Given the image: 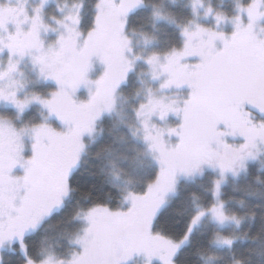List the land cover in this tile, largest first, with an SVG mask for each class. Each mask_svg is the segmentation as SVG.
Here are the masks:
<instances>
[{
	"label": "snow or ice",
	"instance_id": "obj_1",
	"mask_svg": "<svg viewBox=\"0 0 264 264\" xmlns=\"http://www.w3.org/2000/svg\"><path fill=\"white\" fill-rule=\"evenodd\" d=\"M47 3L40 0L32 15L23 5L13 9L0 4V32L5 34L0 36V56L7 52L6 64L0 62V102L11 104L20 114L32 104L47 112L41 122L20 128L0 116V264L8 252L15 253L11 264H16L17 256L20 264H37L26 234L35 232L75 191L80 178L74 173L87 148L85 137L93 134L105 113L115 110L118 89L141 59L151 78L160 83L157 90L148 88L145 99L134 108L136 126L127 127L133 137L142 139L157 171L142 191L127 194V207L95 203L86 210L87 227L70 264H127L141 254L149 264L154 258L160 264H177L180 249L205 220L215 225L208 248L231 249L237 237L224 229L229 225L239 228L246 216L228 208L222 187L229 173L235 176L248 160L257 159L259 145L264 144V119L253 120L245 107H254L264 116V38L256 32L257 23L264 20V0L238 3L234 17L216 12L214 28L195 19L177 24L182 45L147 57L130 56L132 40L126 34L128 14L148 6L146 0H97L95 18L86 33L79 29L82 3H73L63 20L52 17L58 28L44 21ZM150 7L154 22L176 23L162 0ZM200 8L205 18L213 14L203 0H191L193 17H199ZM228 22L233 26L231 33L216 30ZM49 32L57 35L46 44L41 34ZM139 35L146 47L155 39L147 33ZM25 57L41 79L55 84L54 90L19 96L25 84L15 75L23 76L19 64ZM96 62L104 71L93 80L89 73ZM185 87L189 91L182 100L167 94ZM81 88L88 90L87 100L77 99ZM169 116L179 122L166 129L153 122V118L163 122ZM53 118L59 128L50 123ZM229 136L242 142L232 144ZM25 137L31 140L30 155H25ZM17 168L22 175L14 174ZM205 168L218 173L212 181L211 201L202 204L191 194L193 211L179 238L154 231L167 198L176 192L177 178L203 175ZM113 177L119 179L118 173L114 171ZM200 255L205 264L221 259L212 251ZM42 264L57 262L49 254Z\"/></svg>",
	"mask_w": 264,
	"mask_h": 264
},
{
	"label": "trees",
	"instance_id": "obj_2",
	"mask_svg": "<svg viewBox=\"0 0 264 264\" xmlns=\"http://www.w3.org/2000/svg\"><path fill=\"white\" fill-rule=\"evenodd\" d=\"M68 1L71 4H83L80 29L86 33L94 21L97 0ZM204 1L206 7L211 6L214 11L228 17L237 14L238 3L247 2V0ZM159 2L161 0H146L148 6L133 9L127 20V30L135 34V37L140 36V33H147L155 38L147 50L150 54L163 53L174 46L179 48L183 38L176 25L187 24L193 18L192 10L186 1L162 0L165 9L175 17L176 23L154 22L151 18L150 5ZM53 9L54 6L50 5L49 13ZM145 71L147 73V68L145 70V67H140L128 76L122 87L123 102L120 116H102L100 126L103 132L87 146L83 161L75 170L74 174L80 178L74 185L75 191L65 200L58 212L38 230L26 236L29 251L36 258L37 263H41L49 254L60 260H68L77 251L78 246L75 241L83 231V223L80 218H76L77 214L80 216L95 203H105L112 208L127 207L125 201L127 192L142 191L145 184L154 177L157 171L155 162L149 157L139 136L133 137L127 127L136 126L134 108L145 99V91L153 86L148 76L142 75ZM29 80L32 93L46 95L55 89L52 81L36 83L32 78ZM84 90L85 88H81L80 93ZM184 91L188 94L189 90L185 87ZM0 114L10 118L17 128L41 122L43 116L38 106L28 110L20 118L12 109H0ZM254 115L257 116L258 121L264 119V116L256 110ZM178 122L177 119H173L171 124L168 123L175 126ZM227 139L236 145L242 142L239 137L229 136ZM171 142L174 143L175 139ZM258 152L263 154L258 155L256 160H248L245 171L239 170L235 176L229 173L222 187V199L228 202V208L246 216L238 229L232 227L224 229L225 232L237 237L233 247L209 249L207 242L215 230V225L205 220L193 232L190 242L180 249L177 264H205L200 253L207 251L215 252L221 257L216 264H234L236 260L241 261V264H264V166H262L264 146L258 149ZM114 171L118 173L119 179L113 177ZM199 176H194V179L188 177L180 179L183 176L177 178L176 192L167 198V203L162 207L155 222L154 231L174 239L179 238L185 231L188 218L193 211L191 194L195 193L202 204L211 201L210 189L218 173L210 170L206 171L205 176L201 178ZM241 201L243 204L240 203ZM14 254V252L4 254V264H11V257ZM141 259L149 264L146 256ZM151 263L159 264L155 259ZM16 264H20L18 256Z\"/></svg>",
	"mask_w": 264,
	"mask_h": 264
},
{
	"label": "rangeland",
	"instance_id": "obj_3",
	"mask_svg": "<svg viewBox=\"0 0 264 264\" xmlns=\"http://www.w3.org/2000/svg\"><path fill=\"white\" fill-rule=\"evenodd\" d=\"M173 2H178L180 0H172ZM187 2V4L189 5L190 9H191V0H184ZM203 3H204V6L206 8L207 4L205 3V1L203 0ZM0 4H7L9 5L10 7H12L13 9H19L22 5L23 7L27 10L28 14L29 15H32V10L34 7L38 6L40 4V0H0ZM50 5H53L54 6V9L52 10V12L49 13V8H50ZM73 4H71L68 0H48V3L46 5H44V9H43V18H44V21L51 25V27L53 28H58L59 26L55 23V20L52 19V17H55L56 19H60V20H63L64 16L68 13L69 9H71ZM60 8H64V11L61 12L60 11ZM192 10V9H191ZM264 10V9H262ZM199 11V17H193L192 15V20L195 19L197 23L205 26V27H209V28H214L215 27V20L213 19V16L215 15L216 11L213 10V14L212 15H209L207 18H205L204 16V8H200L198 9ZM81 12H82V9H80V24H81ZM131 13V12H130ZM129 13V14H130ZM128 14V16H129ZM128 16H127V20H128ZM227 16V15H226ZM234 17V16H233ZM21 19L23 18L22 16L20 17ZM245 22H247V18L245 17ZM66 23H69L66 21ZM80 24H79V29H80ZM27 27L28 25L25 24L24 25V28L25 30H27ZM8 28L10 31H14V26L12 24H9L8 25ZM261 28H264V20H260L258 23H257V26H256V32L260 35L261 38H264V32H261ZM217 31H222V32H225V33H231L232 30H233V26L230 22L228 23H222L218 29H216ZM61 31H63V29H61ZM81 31V29H80ZM126 34L129 36V38L132 40V53L130 54V56H136V55H139V56H142V57H147L150 53H148V48H149V45L146 47L143 43V41L141 40L140 36H137L135 37V34L133 33H129L128 30H127V27H126ZM5 34L3 32H0V36H4ZM56 35L57 33H53V32H49L47 33L46 35L45 34H41L42 36V39L45 40L46 44L47 43H50L52 42L53 40H55L56 38ZM137 40V42H136ZM0 62H3L4 64H6L7 62V52L5 51V53L0 56ZM140 67H145V70L147 68V73L146 71L142 74L143 76H148L151 84L153 85L152 87H149V88H152L153 90H157L158 87H159V83L160 81H154L152 78H151V74H150V71H149V68H148V65H146L143 61V59L141 60H138L135 62V66H134V70L132 72H130L128 74V76H130L132 73L136 72ZM104 71V67L103 65H101L100 63L96 62L94 63L93 65V68L92 70L90 71L89 73V77L91 79H96L99 75L102 74V72ZM19 72H22L23 73V76H19V75H15V78L18 79V80H21L24 84H25V87L24 89L19 93V96L21 98H23V96L25 94H31V88H32V85L29 83V79H34L36 80V83L38 82H43L44 80L41 79L39 76H38V71L36 69H34L32 63H31V60L27 57H25L19 64ZM37 74V76L35 75ZM38 79V81H37ZM44 82H48V81H44ZM145 82H146V78H145ZM126 83V82H125ZM123 83L120 88L118 89L117 93H116V107H115V110L113 112H111L110 114L109 113H105L103 116L105 115H113V116H120V112L122 110V102H123V93H122V87L123 85L125 84ZM148 90V89H147ZM146 93L147 91H145V96H146ZM157 94H160V93H157ZM169 96L175 98V99H179V100H182L183 98H185L187 92L184 91V88L183 89H171L168 93H167ZM88 98V90L85 89L84 91H82L80 93V91L77 93V99L79 100H87ZM39 107L41 110H42V113H43V116L41 117V121L44 120V118L47 116V112L44 111L39 105L37 104H32L28 109H26L24 111L23 114H20L17 112V110L11 105V104H8V103H4V102H0V109L2 110H7V109H12L14 110L17 114H18V118L22 117L25 112H27L28 110H30L31 108L33 107ZM247 108L248 111L252 112L251 113V118L257 122H259L257 120V116L254 115L255 113V108L254 107H251V106H248L246 105L245 106ZM0 116H2L0 114ZM173 119H176L175 117H172V116H169V118L163 122L161 121H158L156 120L155 118H153V122L157 124L158 127L160 128H168V127H172L171 124V120ZM101 121L102 119L98 120L96 122V126H95V131L93 132V134L91 136H86L85 137V143L86 145L88 146L89 144H91L93 141H95L103 132V128L101 125ZM13 122V121H12ZM170 124H169V123ZM14 123V122H13ZM50 123L53 124V126L55 127H60L59 125V122L56 121L55 122V119H52L50 121ZM96 136V138H94ZM228 138V137H227ZM175 138L172 137L171 140L173 141ZM142 140V139H141ZM24 145H25V155H30L31 154V148H30V145H31V140L28 138V137H25L24 139ZM264 146V144L262 145H259V148H262ZM87 149V148H86ZM85 153H86V150L82 156V159H81V162L83 161V157L85 156ZM263 153H259V155H262ZM149 155V154H148ZM149 157L151 158V156L149 155ZM152 159V158H151ZM80 162V164H81ZM247 163V162H246ZM212 169H208V168H205L204 170V174L203 175H200L199 178L205 176L206 174V171H210ZM245 169H243V171H245ZM15 175H22V170L20 168H17L14 172ZM232 175V174H231ZM187 177H182L180 179H186ZM189 179H194L193 177H188ZM228 179V176L226 178V180ZM225 184V183H224ZM131 192V191H130ZM129 192H127L128 194ZM62 207H59L57 208L53 214L49 217L51 218L56 212H58ZM86 214V212L82 213L79 218L80 220L82 221L83 223V231L82 233L79 234V236L77 237V240L75 241V243L77 244V241L80 240L83 236V233H84V229L87 227V223L86 221L83 219V216ZM48 218V219H49ZM46 219L45 222L48 220ZM44 222V223H45ZM43 223V224H44ZM42 224V225H43ZM41 225V226H42ZM40 226V227H41ZM39 227V228H40ZM236 228L238 229L236 226L234 225H229L227 226L226 228ZM38 228V229H39ZM37 229V230H38ZM32 233L31 231H29L26 236L28 234ZM78 246V249L76 252L79 251V245L77 244ZM75 252V253H76ZM52 255V254H51ZM73 255V254H72ZM71 255V256H72ZM48 256V255H47ZM47 256L45 257V259L47 258ZM70 256V257H71ZM144 255H135L133 256L128 262L127 264H146L142 261V257ZM58 264V262L60 261V259L56 258L55 256H53ZM159 264V260L154 258ZM64 261V264H70V259L68 260H63ZM37 264H42L41 263H37ZM152 264V263H151Z\"/></svg>",
	"mask_w": 264,
	"mask_h": 264
}]
</instances>
